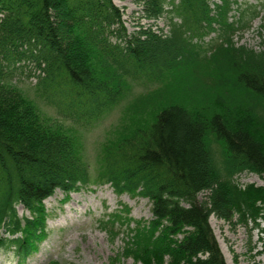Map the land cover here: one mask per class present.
<instances>
[{
  "label": "trees",
  "instance_id": "1",
  "mask_svg": "<svg viewBox=\"0 0 264 264\" xmlns=\"http://www.w3.org/2000/svg\"><path fill=\"white\" fill-rule=\"evenodd\" d=\"M138 1L144 18H167V33L151 25L129 31L114 0H0L1 250L30 256L48 236L45 200L92 184L150 200L153 217L125 232L126 252L143 264L165 257L169 264H227L211 215L228 222L237 215L264 233V185L237 181L244 172L264 178V26L259 50L234 41L259 7ZM23 60L39 70L37 84L51 103L60 106L55 95L62 96L71 124L48 120L8 82L12 71L4 69ZM200 64L218 74L209 77L221 91L214 100L192 109L160 92L167 97L154 105L153 120L123 124L104 144L97 173L91 170L72 124L85 127L112 108L129 79L170 82L171 73L196 72ZM19 205L28 214L20 216ZM124 212L102 228L126 231Z\"/></svg>",
  "mask_w": 264,
  "mask_h": 264
},
{
  "label": "rangeland",
  "instance_id": "2",
  "mask_svg": "<svg viewBox=\"0 0 264 264\" xmlns=\"http://www.w3.org/2000/svg\"><path fill=\"white\" fill-rule=\"evenodd\" d=\"M114 2L122 8L129 31L143 25H151L157 32L161 29L164 33L169 31L166 17L155 21L144 18L138 0ZM239 2L242 3V8L257 5L260 14L248 28L234 37V41L237 45L259 50L263 44L264 0ZM234 14L237 15V10ZM4 70L6 73L12 71L11 75L7 74L8 82L33 101L45 118L68 124L74 121L72 116L66 114L61 95H55L60 106L54 105L45 97L37 84L40 72L34 63L23 60L17 67H6ZM171 75L173 78L170 82L148 78L129 79L125 93L112 108L85 127L72 124L75 128L74 134L82 144L84 159L90 164L92 171L97 173L104 144L123 124L153 120L154 105L167 97L159 95L160 92L168 90L175 100L189 104L192 109L214 100L221 92L209 79L218 76L211 65L200 64L196 72L190 68L188 71ZM237 181L241 186L251 183L264 185V178L252 172L241 173ZM207 194L206 191L201 192L199 199H205ZM45 205L50 213L46 239L35 252L20 260L13 253L0 250V264H143L126 252L125 232L135 226V221H148L152 218V204L148 198L130 193L117 194L108 184H96L73 191L68 196L57 190L45 200ZM18 210L21 216L26 214L21 205ZM125 210L130 217L126 231L112 235L102 228L103 220L115 213L126 215ZM210 223L227 264H264V233L254 224L246 226L240 222L237 215L230 222L211 215ZM263 226L264 222L261 227ZM153 264H169V259L165 257L164 260Z\"/></svg>",
  "mask_w": 264,
  "mask_h": 264
}]
</instances>
